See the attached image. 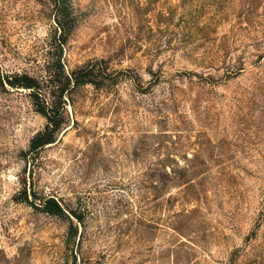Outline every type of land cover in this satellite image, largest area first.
Returning a JSON list of instances; mask_svg holds the SVG:
<instances>
[{
  "label": "rangeland",
  "instance_id": "rangeland-1",
  "mask_svg": "<svg viewBox=\"0 0 264 264\" xmlns=\"http://www.w3.org/2000/svg\"><path fill=\"white\" fill-rule=\"evenodd\" d=\"M71 1L61 47L51 0H0L1 71L48 79L61 60L66 74L90 66L100 79L73 92L57 141L32 157L47 120L29 90L0 87V264H264V114L230 119L220 96L242 91L254 67L227 87L202 78L255 54L248 31L237 50L217 47L250 17L264 29V0H187L204 3L189 11L185 0ZM208 23L180 41L184 25ZM242 105L263 109L264 90ZM188 162L206 173L198 196L150 177ZM25 185L67 215L20 200Z\"/></svg>",
  "mask_w": 264,
  "mask_h": 264
},
{
  "label": "trees",
  "instance_id": "trees-1",
  "mask_svg": "<svg viewBox=\"0 0 264 264\" xmlns=\"http://www.w3.org/2000/svg\"><path fill=\"white\" fill-rule=\"evenodd\" d=\"M214 1L215 0H212L213 3ZM51 2L53 3L55 12V32H60L58 41L59 46L61 45L62 47L67 43L76 24L74 7L71 0H51ZM184 2L183 7L186 11H189V9L199 10V7L204 6V3H197L193 5L192 1L185 0ZM222 13H224V11ZM252 22L253 19L250 17V19L246 21V24L249 27H244L242 22H239L240 25L238 26L233 25L229 33L222 36L217 48L222 51L221 45L223 43L225 48L223 50L230 53L233 49L237 50V44L241 42L243 43L246 38H250V35L248 34L254 33L255 38H253V41L255 42V46L252 50L255 54L250 56L247 51H241V53H238L234 63L231 61L227 66L225 75L226 78L218 79L216 81H214L215 79L212 77L202 78L206 79V82L210 83L214 87L218 85H225L227 87L229 86L228 82L232 78H237L242 73L247 71V64L250 63L249 66L252 68L254 67V69H250L248 71V74L250 75L248 78L250 80V84L243 86L242 91H235L237 94L234 96L229 97L225 94L220 96L224 97V100L231 101V107L229 110L230 119L234 116H241L243 119L255 120L256 122L257 118L260 117L259 112H261V116L264 114V107L263 109L261 108L258 111L253 112L255 109L253 108L250 110V105H242L243 101L249 97H255L257 91L264 90V40H262L264 39V29H258V27L253 25ZM211 23H208L203 27H199V25H184L183 28H186V31L181 29L180 34L182 37L180 41H188L196 35L195 33L204 32L208 29L210 30L213 27ZM213 23H219V20L216 19ZM244 31H248V34L244 33ZM261 34H263V38H259V35ZM215 40L219 41L216 36ZM96 74L95 69L90 66L80 68L66 74L65 65L61 60L59 62V69H57V71L53 70L48 79L32 76L28 73L10 74L8 72L1 71L0 69V87L22 88L29 90L36 111L47 120L45 127L31 138L29 149L24 151L26 155L30 157L37 155L39 151L44 149L46 146H50L57 141L58 133L65 123L67 104L68 101L71 100V95L77 89L87 84L100 86V79L95 77ZM158 75L161 76V73ZM151 84L152 83H150V85ZM251 103L254 102L251 100ZM238 104V109H241L239 113H237V109H235ZM192 157V161H195V156L193 155ZM187 167L188 168H185V170L171 169L170 172L167 170L166 173L153 172L150 174V177L154 183H161L162 185H191L188 187V190H192L195 195L191 196L195 197L198 196V190L192 185H203L205 183L206 178H204V176L206 173L204 171L196 170V165L189 162L187 163ZM19 195L20 200L41 208V210L47 214L59 217L67 215L63 204L54 196L39 197L35 191H30L29 193V189L26 185ZM31 195L34 196L35 199H30ZM36 200L39 201L37 202ZM70 212L72 217L76 218L79 222H83L81 214L77 213L75 210ZM262 212L264 214V209Z\"/></svg>",
  "mask_w": 264,
  "mask_h": 264
}]
</instances>
